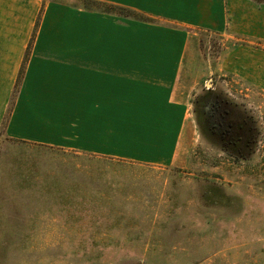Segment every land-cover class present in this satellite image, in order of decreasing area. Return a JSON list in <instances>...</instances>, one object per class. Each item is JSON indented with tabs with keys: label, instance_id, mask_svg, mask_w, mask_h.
Returning a JSON list of instances; mask_svg holds the SVG:
<instances>
[{
	"label": "rangeland",
	"instance_id": "374dc122",
	"mask_svg": "<svg viewBox=\"0 0 264 264\" xmlns=\"http://www.w3.org/2000/svg\"><path fill=\"white\" fill-rule=\"evenodd\" d=\"M49 1L104 10L41 0L31 38ZM247 41L189 42L182 105L130 126L151 161L8 138L22 73L0 88V264H264V88L244 76L264 42Z\"/></svg>",
	"mask_w": 264,
	"mask_h": 264
},
{
	"label": "crops",
	"instance_id": "0c3cea01",
	"mask_svg": "<svg viewBox=\"0 0 264 264\" xmlns=\"http://www.w3.org/2000/svg\"><path fill=\"white\" fill-rule=\"evenodd\" d=\"M95 1L133 14L49 1L31 38L41 0H0L4 93L22 73L6 137L151 161L143 155L154 148L151 141L130 137V126L144 119L137 112L182 105L171 95H177L181 65L198 32L264 42V0ZM245 62L244 76L264 88V51L248 54Z\"/></svg>",
	"mask_w": 264,
	"mask_h": 264
},
{
	"label": "trees",
	"instance_id": "16d2710c",
	"mask_svg": "<svg viewBox=\"0 0 264 264\" xmlns=\"http://www.w3.org/2000/svg\"><path fill=\"white\" fill-rule=\"evenodd\" d=\"M85 2H88V3H91L93 5H102L104 6V10H98V11H102V12H106V13H113V12H116L115 10H121V11H125V12H128V13H132L131 10H128V9H125V8H122V7H117V6H114V5H111V4H106V3H101V2H98V1H95V0H84ZM83 8H86L87 10H90V9H94L93 7H90V6H87V5H84ZM131 15V14H130ZM138 19H143L145 21H150L149 19L147 18H143L142 16H139V15H135Z\"/></svg>",
	"mask_w": 264,
	"mask_h": 264
}]
</instances>
